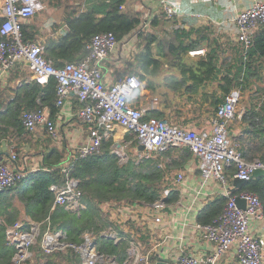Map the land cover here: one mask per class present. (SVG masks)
I'll use <instances>...</instances> for the list:
<instances>
[{"label": "trees", "instance_id": "trees-1", "mask_svg": "<svg viewBox=\"0 0 264 264\" xmlns=\"http://www.w3.org/2000/svg\"><path fill=\"white\" fill-rule=\"evenodd\" d=\"M43 1L58 8L65 0ZM76 1L79 2L78 6L69 11L65 19L64 33L50 38L44 46L43 56L53 61L56 66L85 59L88 54L87 44L95 34L112 32L121 42L141 25L139 14L121 9L126 0ZM2 23L3 19L0 18V28ZM26 30L27 27L23 25L24 40L35 41L31 35H26ZM142 35L140 32L139 37ZM176 38L178 44L170 40L159 42L155 35H145L146 43L137 56L135 68L128 73L138 75L141 80L147 82L146 88L156 93L157 88L147 76L157 75L155 70L162 65L166 66L165 73L171 78V84L166 86V91L161 94L164 104L161 112L153 114L157 118H166L168 110L174 113V117L183 116L181 102L175 105L170 99L171 93L185 96L187 101L200 96L204 103H201L198 109L203 110L207 106L204 113L212 115L232 89L239 88L245 92L254 82L264 81V26L255 32L253 44L247 51L241 46L238 60L227 70L220 68L216 50L205 61H190L188 54L197 49L199 42L193 41L191 34L184 31L182 34L177 33ZM149 69L153 71L150 72ZM56 88L57 81L53 77L41 88V91L48 93L49 108L53 107V101L57 99ZM42 105H29L27 111L43 109ZM252 109L251 116H262L260 121L264 123V108L260 109L259 113H256L257 108L254 105ZM51 113L53 114V110ZM3 123L7 128L0 127V142L3 139L8 141L12 136L8 127H13L20 137L19 147L23 142L34 140L33 134L23 126L20 116H13L11 121ZM42 148L43 164L36 170L28 171L12 188L0 191V264H12L16 249L8 242L6 230L20 217H23L27 224L29 219L40 224L41 231L36 242L30 246L32 260L22 264H83L81 252L72 246L47 252L42 247L41 240L48 230L65 232L66 240L71 245L82 244L83 235L92 233L97 251L103 257L98 264H111V260L124 264L129 260L133 238L124 233L121 224L111 219L106 205L152 206L163 198L165 204L179 199L176 187L166 178L171 167L167 165L164 168L160 164L163 153L170 149L159 152L160 155L156 158L139 159L129 152L130 148H138V141L135 140L127 149L128 158L123 161L116 153L115 143L111 138L104 140L98 153L85 158L68 154L69 158L65 159V144L59 149L50 136L43 140ZM175 152H178V159L174 160L175 168L181 169L192 153L186 147L176 148ZM175 152L170 151L165 156ZM257 158H264V153ZM68 180L78 181L81 206L75 210L65 206L53 209L55 195L51 186H63ZM166 189L170 190L167 196ZM243 191L258 195L264 207V176L251 177L241 189L233 193ZM227 201L228 197L224 195L216 196L199 212L197 222L212 223L222 213ZM149 232H140L139 241L146 245L145 251L150 249L148 242L145 244L150 236ZM113 233H117L118 241L111 237ZM156 255V252L150 255L152 263L156 261Z\"/></svg>", "mask_w": 264, "mask_h": 264}, {"label": "built area", "instance_id": "built-area-1", "mask_svg": "<svg viewBox=\"0 0 264 264\" xmlns=\"http://www.w3.org/2000/svg\"><path fill=\"white\" fill-rule=\"evenodd\" d=\"M162 1L165 17L172 19L175 11L166 0ZM44 8L43 0H2L0 74L7 75L19 63L26 61L39 82L47 83L52 77L56 79L58 106H62L71 93L77 94L81 102L77 116L82 124L90 126L87 143L75 153L77 158L98 153L104 140L109 139L116 128H123L134 135L138 145L145 147L144 151L136 149L135 154L139 159L154 158V152H166L175 147H186L199 159L201 186L204 187L210 180H216L228 201L222 213L212 223L196 225L201 237L215 244L214 252L211 255L196 256L181 251L173 258L174 264H219L231 250H234L237 260L232 264H263L264 235L256 237L250 231L252 222L264 223L263 204L256 194L247 191L237 194L231 192L232 183L227 173V168H233L232 181L235 177L248 181L254 170L264 169V158L246 159L230 140L229 124L243 114L238 110L242 90L232 89L216 107L215 113L210 117L208 131L199 132L173 123L168 118H157L146 107L129 103L130 95L146 90V82L138 75H125L114 84H109L104 79L102 65L120 43L114 33L95 34L87 44L88 54L85 59L62 66H56L53 61L45 58L39 43L25 41L24 21ZM121 9L124 10L125 5ZM234 22L238 29V40L247 51L253 44L255 32L264 26V0H251L249 7L238 13ZM204 53V50L197 48L191 50L188 57ZM21 119L26 130L34 131L38 126H44L51 138L58 139L56 125L45 109L24 111ZM16 159V148L11 147L8 159L0 161V191L12 188L26 176L28 171H20L9 163L16 162ZM173 180L175 185L181 184L183 174L177 173ZM78 185V181L68 180L63 186H51L55 195L53 209L57 206H65L70 210L79 208L81 191ZM169 192L166 189L165 196ZM237 198L246 201L245 209L238 207ZM107 205L112 206L113 210L117 209L115 213L119 214V220L127 217L121 207ZM164 205L165 202L159 201L150 210H161ZM115 213L111 214V219L117 223L113 218ZM129 216L134 218L132 214ZM161 221V216L154 218V224ZM28 223L16 221L6 230L8 242L16 249L12 264L26 261L31 255L30 246L39 237L40 224L30 219ZM149 231L152 236V227ZM83 238L82 244L71 245L66 240L65 232L48 230L43 234L41 243L47 252L72 246L81 252L83 264H98L103 257L97 251L93 234L85 233ZM145 249L146 246L134 254V264H153L150 255L156 251L151 247L147 251Z\"/></svg>", "mask_w": 264, "mask_h": 264}, {"label": "crops", "instance_id": "crops-1", "mask_svg": "<svg viewBox=\"0 0 264 264\" xmlns=\"http://www.w3.org/2000/svg\"><path fill=\"white\" fill-rule=\"evenodd\" d=\"M166 2L176 13L172 19L165 17L162 0H126L124 10L139 14L142 22L138 30L133 31L124 41H121L116 50L104 61L102 70L107 83L114 84L132 72L136 65L137 56L146 43L144 37L147 34L155 35L159 42L170 40L172 43L178 44L177 33L182 34L183 31L190 33L191 39L199 42L197 48L205 52L202 55L189 57L190 61H205L216 50L222 70H227L230 66L235 65L242 44L238 40V29L234 19L238 13L249 7L251 0H166ZM44 3L46 8L25 20L23 24L27 27L26 35H31L30 37L35 40L28 41L39 43L43 50L45 43L50 38H56L64 33L65 19L69 11L77 7L79 2L65 0L58 8L49 6L47 1ZM42 17L44 19L39 20ZM140 32L143 33L142 37H139ZM148 71L152 72L153 69ZM165 71L166 66L162 65L155 70L157 75L147 76L157 88L156 93L146 88L142 92L130 95L129 103L134 106L146 107L152 115L161 112L164 104V97L161 94L166 91V86L171 84V78L166 75ZM47 83H41L34 77L29 63L26 61L19 63L9 74H0V127L5 126L3 122L11 121L13 116L22 118L23 112L27 111L29 105H42L44 103L42 107L50 114L59 135L57 140L53 139V143L59 149H62V145L65 144L66 159L69 158L68 154L74 155L87 143L90 126L82 124L77 116L81 102L75 93H71L62 106L56 104L57 99L55 98L53 107L49 108L47 106L48 93L41 91V88L45 87ZM170 99L175 105L181 102L182 105L186 106L181 108L183 116H175L176 122L169 118V115L174 117L171 116L170 110L167 111L166 118L173 123L185 128H193L199 132L210 129L211 115L197 121L195 116L186 111L192 106L196 108L204 103L200 96L192 101H187L185 96H176L171 93ZM168 103L170 102L168 101ZM244 105L241 108L239 104L238 110L245 116L230 122L229 134L232 143L237 145L246 159L251 160L264 153V123L260 121L262 116H249L251 108H249V104L244 103ZM52 110L53 114L51 113ZM5 127L7 128V126ZM8 129L12 136L8 141L3 140L7 142L9 153L11 147H15L17 151L16 162L9 163L23 172L38 169L43 164L44 155L41 154L43 153V140L49 136L46 128L38 126L34 131H30L34 140L21 143V147L18 146L20 137L14 128L8 127ZM131 135L123 128H116L110 138L117 148V146L121 147L122 143L128 145L127 139ZM176 148L181 147L172 148L170 151L173 153ZM167 153H163L160 164L164 168L169 165L172 169L174 163L170 157L175 155V158H178V152L166 157ZM159 155L158 152L153 154L154 158ZM7 159L8 155H4L3 160ZM64 165L66 167L67 163L65 162ZM179 172L183 174V181L181 184L175 185L173 178L176 179ZM227 173L232 183L233 168H227ZM166 178L176 187L179 192V199L165 204L161 210L151 211L150 208H154L148 205L128 206L119 204L118 207L124 209L127 216L119 220V214L115 213L117 209L113 210L112 206L106 205L110 214L115 213L113 218L118 221V224H121L124 233L133 238L129 249V260L124 264H134V254L146 246L139 241L140 232H147L151 227L153 235L147 237L145 244L148 242L152 250L156 251V254L161 258L169 261L170 264H174L173 258L181 251L196 256H206L211 255L215 250V244L204 240L197 231L196 225L198 224L199 212L216 196L223 195L219 182L210 180L204 187L201 186L200 161L193 154L183 168L172 169ZM129 214H132L134 218L128 217ZM156 216H161V223L154 224ZM250 231L256 237L263 236L264 223L252 222ZM111 237L119 240L117 233H113ZM236 261L235 252L231 250L219 261V264H232ZM156 262L157 260L153 264ZM111 264L118 263L111 261Z\"/></svg>", "mask_w": 264, "mask_h": 264}, {"label": "rangeland", "instance_id": "rangeland-1", "mask_svg": "<svg viewBox=\"0 0 264 264\" xmlns=\"http://www.w3.org/2000/svg\"><path fill=\"white\" fill-rule=\"evenodd\" d=\"M43 3H44V1H43ZM1 5H2V0H0V13H1ZM45 8H46V5H45ZM43 19H44V17L39 18V20H43ZM244 103L249 104V108H251V112H250L249 116H251V114L253 112L252 105H254L255 108H257L255 110L256 113H259L260 109L264 108V81H262V82L256 81V82H254V85L251 88L247 89V91H245V92L242 91V99H241V103H240L241 108L243 106H245ZM185 106L186 105H182V108ZM206 108H208V107L205 106L203 110L202 109L199 110L198 107L195 108L192 106V108H188L186 111L189 112L190 114H192V116H195V119L197 121H199L201 119V117H206L208 115V114L204 113ZM169 112L172 114L171 116H174L173 112H171V111H169ZM208 116H210V115H208ZM169 118H171L173 122H176L175 117H170V115H169ZM135 140H136V138L133 135L128 136V139H127V141L129 142L128 145H125L122 143L121 147H118V146H117V148L115 147L116 153H118V155H122V157L119 156L121 158V160L125 161L128 158L129 154H128L127 149L130 148V146L132 145V143ZM129 152H131L132 156L136 157V154H135L136 150L134 148H130ZM170 159L174 163V160H177L178 158H175V155H174L173 157H170ZM172 169H177V168H175L174 164H172ZM18 221H24V218L20 217ZM40 233H41V231H40ZM29 251H30V249H29ZM30 254H31L30 257L27 259L29 261L32 260L31 251H30ZM24 262H22V263H24ZM22 263H20V264H22ZM263 263H264V259H263ZM30 264H33V262H31Z\"/></svg>", "mask_w": 264, "mask_h": 264}, {"label": "water", "instance_id": "water-1", "mask_svg": "<svg viewBox=\"0 0 264 264\" xmlns=\"http://www.w3.org/2000/svg\"><path fill=\"white\" fill-rule=\"evenodd\" d=\"M138 150L144 151L145 147L143 145H138ZM4 155L5 156L9 155L8 145H7L6 140H2V142H1V146H0V161L3 160ZM259 176H264V169H256V170L253 171V173L251 175L252 178L259 177ZM246 182L247 181L241 180V179L235 177L233 179V181H232V187L230 188L231 192H235L236 190L241 189L242 186ZM161 201L164 202L165 199L163 198ZM237 205H238V207H240L242 209H245L246 201L244 199L237 198ZM156 260H157L156 264H170L169 261L161 258L158 254L156 255Z\"/></svg>", "mask_w": 264, "mask_h": 264}]
</instances>
